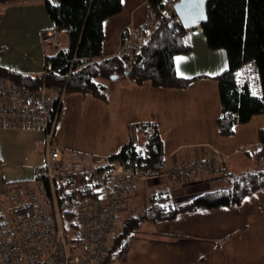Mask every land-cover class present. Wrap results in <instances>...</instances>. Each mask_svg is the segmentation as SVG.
<instances>
[{
  "label": "crops",
  "instance_id": "1",
  "mask_svg": "<svg viewBox=\"0 0 264 264\" xmlns=\"http://www.w3.org/2000/svg\"><path fill=\"white\" fill-rule=\"evenodd\" d=\"M49 1L58 4L60 0ZM121 5L119 13L103 22V56L119 54L128 46L130 37L150 13L147 0H121ZM14 7H23L24 11L20 13ZM44 29L53 28L41 1H16L0 5V67L25 75L43 72L45 55L56 53L49 51L58 44L57 40L47 52L41 48L40 32ZM124 31L125 37L122 35ZM187 38L191 51L175 57V71L181 77L202 75L187 87L156 88L149 82L138 85L127 79L100 78L107 101L95 98V103L84 105L85 108L94 106L87 113L96 117L105 110L106 117L112 116L110 109L113 108L126 110L135 105L143 110V104L150 103L149 112H144L138 118L120 121L113 129L110 146L97 148L96 151L103 154L99 156L108 157L130 142L129 125H136L139 121H155L163 141V167L171 168L175 164L201 161L216 155L222 159L221 171L216 178L205 171L190 181H174L161 175L139 178L127 192L120 210V214L127 213L124 221L136 215L133 212L135 209H146L152 190L169 188L174 198L189 200L209 190L227 189L230 183L228 175L254 169L264 171V152H260L263 146L258 138V130L264 129V113L236 125L231 136H220L215 123L220 114V99L218 84L213 76L227 68L226 52L208 48L204 34L198 31L189 32ZM13 46L18 48L21 62L11 56L13 53L9 50ZM128 90H135L139 94H126ZM65 99L67 97L63 98L61 107ZM97 121L104 122L106 129V119L97 117ZM138 139L140 144H145V136L140 129ZM54 143L62 146L60 141V144L57 141ZM44 150L42 131L0 128V191L14 181L32 182L35 169L44 162ZM139 231L135 232L117 263L264 264V187L238 204L201 208L156 222L144 221Z\"/></svg>",
  "mask_w": 264,
  "mask_h": 264
},
{
  "label": "trees",
  "instance_id": "2",
  "mask_svg": "<svg viewBox=\"0 0 264 264\" xmlns=\"http://www.w3.org/2000/svg\"><path fill=\"white\" fill-rule=\"evenodd\" d=\"M16 1L31 0H0V5ZM38 1L46 10L57 40L61 33L66 36L67 47L45 55L46 74L43 76L15 73L0 67V78L31 90L39 89L44 83L53 91L89 94L103 102L107 97L100 78L127 79L138 85L149 82L156 88H185L202 75L179 76L175 71V57L191 51L187 34L200 26L208 48L223 49L227 57V68L213 76L220 99V114L215 120L218 134L231 136L236 125L264 113V0H208L207 20L191 28L181 24L173 9L164 8L162 0H147L150 16L158 19L159 24L141 38L138 53L110 56L101 53L103 22L121 11V0H60L58 4L49 0ZM122 33L125 37L126 32ZM133 36L128 46L132 44ZM251 63L257 69L260 82L258 95L254 94V77L249 76L251 79H248L243 74L237 79L235 75L236 70ZM135 124L145 136V150L133 152L128 142L110 154L107 160L112 164H125L126 169L140 178L159 176L164 168V154L158 126L155 121ZM258 138L263 146L260 152H264V129L258 130ZM227 178L230 182L227 189L209 190L184 203H177L169 188L152 190L144 212L129 217L123 221L122 227L113 230L106 261H120L129 241L144 221L156 222L201 208L238 204L264 187V171L259 169L228 175ZM106 186H109L108 182ZM93 195L95 192L86 189L79 193L77 200ZM62 221L69 233L70 248L80 249L81 238L74 232V214L65 212Z\"/></svg>",
  "mask_w": 264,
  "mask_h": 264
},
{
  "label": "built area",
  "instance_id": "3",
  "mask_svg": "<svg viewBox=\"0 0 264 264\" xmlns=\"http://www.w3.org/2000/svg\"><path fill=\"white\" fill-rule=\"evenodd\" d=\"M176 1L162 0L161 4L169 10ZM158 24V19L149 17L137 29L132 44L120 53H138L141 38ZM40 40L42 48L48 49L56 40L53 29L42 30ZM243 74L248 79L254 77V94L258 95L255 65L235 72L237 79ZM62 92L50 90L44 83L31 90L0 78V128L39 130L45 143L44 162L35 169L33 181H14L0 191V264H119L106 261L110 236L127 191L140 177L123 163L70 152L53 142ZM137 131L136 125L130 126V148L141 153L145 144H140ZM221 166L222 159L216 155L164 167L161 176L190 181L205 171L216 178ZM86 189L95 195L77 200ZM65 212L75 216L74 232L81 238L80 249L69 246V233L62 221Z\"/></svg>",
  "mask_w": 264,
  "mask_h": 264
},
{
  "label": "rangeland",
  "instance_id": "4",
  "mask_svg": "<svg viewBox=\"0 0 264 264\" xmlns=\"http://www.w3.org/2000/svg\"><path fill=\"white\" fill-rule=\"evenodd\" d=\"M14 8L17 9V11H19L20 13L24 11L23 7H19V8L14 7ZM149 17H151L150 13H149L148 18ZM194 31L203 33V30L201 29L200 26H198L196 29L190 30L189 32H194ZM56 41H57V35H56L55 42L49 48H51L56 43ZM40 46L42 48L41 40H40ZM65 47H67V38L65 35L61 33L58 36L57 46H54L52 49H50L49 52L53 53ZM48 49L44 51L47 52ZM9 51L13 53L11 54L13 59H15L18 62H21L22 57L20 53L18 52L19 50L17 47L13 46L12 48H10ZM42 73H44V71L41 72L39 75L43 76ZM128 92L129 93L127 92L125 93L130 94V95H136V96L137 94H139V92L136 93L135 90H128ZM62 94H63V98L67 97V99H65V101L63 102L62 107L60 106L61 113L59 111L60 116L57 122V126H56L57 129L55 132V137L53 139V142L57 141L59 143L60 141L62 142L61 143L62 146H64L65 148L72 149L73 150L72 152L80 153V154L90 156V157H93V156L102 157L99 155H103V154L101 153V151H96L97 148H100L101 146H106V145L110 146L108 144L111 143L112 141L113 129L116 128V126L120 124V121H122V119L138 118L144 112L147 113L150 111L149 109L150 103H147V102L143 104V110L140 109L139 106H135V105H133L134 107H131V106L128 107L126 110H120L119 108L110 109L112 110V116L106 115V117H104V114L107 112L105 110H102L101 115H97V117L106 119L107 126L105 129L104 122L97 121L96 116L89 114V112L87 113V111L92 110L94 106L87 107V108H85L84 106L86 103H89V102L92 104L95 103L96 101L95 98H92L89 95L86 96V98H84L83 96L85 95L77 94V93L66 94L65 92H62ZM181 95H184V94H181ZM182 118H184V116H182ZM130 126L131 125H129L128 127L129 129H130ZM109 133L111 134V136L109 135ZM115 149H111V150H115ZM104 154H107V153H104ZM103 158H107V157H103ZM186 200L187 199L185 198L175 197V201L177 203H184ZM144 210L142 208L139 210L135 209L133 212L137 215V214L144 212ZM0 214H1V210H0ZM126 216H127V213L121 212V214H119V218L122 221V223L124 221V218H127ZM119 218H118V222L120 223L118 224L117 227L116 226L114 227V231H117L118 228L122 227L123 225L121 221L119 220ZM139 230L140 228L137 229L135 232H140Z\"/></svg>",
  "mask_w": 264,
  "mask_h": 264
},
{
  "label": "water",
  "instance_id": "5",
  "mask_svg": "<svg viewBox=\"0 0 264 264\" xmlns=\"http://www.w3.org/2000/svg\"><path fill=\"white\" fill-rule=\"evenodd\" d=\"M208 0H178L173 10L185 28L196 27L207 20L206 4Z\"/></svg>",
  "mask_w": 264,
  "mask_h": 264
}]
</instances>
